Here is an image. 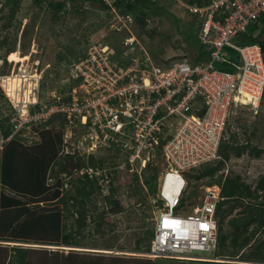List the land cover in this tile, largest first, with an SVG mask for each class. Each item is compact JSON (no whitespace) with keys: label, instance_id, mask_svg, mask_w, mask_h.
<instances>
[{"label":"built area","instance_id":"built-area-1","mask_svg":"<svg viewBox=\"0 0 264 264\" xmlns=\"http://www.w3.org/2000/svg\"><path fill=\"white\" fill-rule=\"evenodd\" d=\"M102 1L108 6V32L125 34L121 57L127 66L119 67L113 60L109 44L89 43L83 55L70 64L69 77L61 80V88L43 101L39 86L44 70L35 64L34 72H25L20 63H13L7 75L23 80L38 77L29 93L23 85L13 93H22L21 104L29 106V117H22L12 105L18 115L14 130L62 114L68 121L65 136L74 135L81 126L95 142L113 144L127 152L130 170L160 156L165 167L159 193L151 200L155 231L146 256L201 260L192 252L215 251L218 246L215 211L222 200L220 187H206L191 207L186 202L181 205L187 185L185 174L218 159L234 108L255 109L262 99L263 53L257 44L241 45L239 38L264 15V0H175L195 21L199 45L206 56L202 61L181 59L166 66L155 63L132 34L133 16L122 14L114 0ZM89 6L87 0L65 1L63 10L83 11ZM7 75H0V87L9 99L14 95L4 87ZM38 104L42 107L32 113Z\"/></svg>","mask_w":264,"mask_h":264},{"label":"rangeland","instance_id":"rangeland-1","mask_svg":"<svg viewBox=\"0 0 264 264\" xmlns=\"http://www.w3.org/2000/svg\"><path fill=\"white\" fill-rule=\"evenodd\" d=\"M48 1L42 0L40 5H36L34 0H20L19 5L15 8L13 0H0V42L6 38L5 45L0 48V74L7 75L13 69L8 58L11 53L8 55L6 53L9 48L15 49L13 52L20 56L28 55L30 57L28 64H25L27 72H34L35 64H40L38 68H43L47 64L48 69L44 71V77L39 86L40 98L43 100L51 97L55 91L61 88V80L69 77L70 64L76 60L77 55L83 54L89 43L97 40L99 42L106 38L123 53L121 47L123 36L108 32L106 27L108 16L105 11L93 8L90 10L89 8L86 11L63 10L57 14L55 9L48 5ZM153 1L172 14V18L152 16L143 25L133 23L134 25L130 26L131 32L137 37L141 46L159 66H166V64L181 59L193 60L196 58L200 43L195 21L175 0ZM95 7L98 8L99 5H95ZM13 11L15 12L14 16H12ZM135 48V53H137L138 48ZM37 80L38 77L35 79V83ZM0 89L5 96V100H0V120L7 116L6 114H10V107H8L10 105H15L19 112L18 115L29 117V106L25 108L21 104L23 102L21 101L22 93H15L14 97L8 99L4 89L1 87ZM15 100L16 103L19 101V104H16ZM173 121L176 122V120ZM59 123L58 121L52 122L48 131L42 127H29L19 135V138L26 145L36 146L43 144L45 138L43 136H48V145L58 149L57 156L61 157L67 153L78 154L81 159V170L73 172V178L86 172L91 174V169H87L86 165L90 156L101 159L104 164L100 168L106 170L105 173H109L110 178H113V189L110 191L111 188L101 184L102 191L97 192L88 205L86 225L78 232L79 234L75 233L74 218L66 212L67 210L74 211L75 202L71 201L67 204L60 202V200L66 202L68 190L73 189L68 183L65 184V175L51 176L55 172L52 169L53 161L46 167L43 165L45 169H42L43 166L34 169L26 165L23 156L22 160H17L14 163L17 173L7 177L0 172V237L2 235L4 237V239H0V264H6L12 258L11 256L15 253L13 248L30 250L26 254L25 264H140L141 261L154 262V264H189L190 262L187 261L150 259L143 251H136V242L139 239H144L148 230L155 228V210L152 211L150 203L154 196H151L149 191H143L144 197L141 202L140 197L131 195L135 188V183L132 180L136 172L137 178L140 180L138 183L141 185L144 175L149 176L150 172L143 173L138 167L130 170L125 161V152L110 150L106 144L95 142L93 135L90 136L86 130L79 132L76 129L74 135L65 136ZM81 134L85 135H82L81 138ZM91 137L93 139H90ZM229 137L239 144L248 141L264 152V94L255 110L250 106H239L233 109L223 135L224 139ZM50 138L51 140H49ZM105 146L108 149H105ZM2 155V147H0L1 170L5 166ZM150 163L155 166L159 183L165 164L160 156L154 157ZM229 173L239 175L246 184H250L254 188L258 180L264 177V154L254 157L246 152L238 158L231 156L217 173V176L222 175V179L219 181L222 183ZM29 174L38 176V182L48 186L49 191L46 194L33 196L30 193L24 194L10 188L14 177L22 180L27 179ZM187 174L190 175L189 178H187ZM195 175H197L196 171L185 174L187 185L183 199L188 207L200 200L204 189L210 182L207 176L197 180ZM56 194H59L57 198ZM4 197L7 198L3 201ZM12 200H15V203ZM113 204L120 206L121 212L112 214ZM189 209L185 210L188 212ZM239 210L240 208L235 209L224 220L223 228L226 233L232 229L228 224L229 218L238 215ZM21 213L24 215L18 218ZM45 213H49L51 216L53 213L58 214L53 216L58 219L57 221L50 220L45 223L46 230L52 229L48 226L52 222L57 225V230L54 227L45 233L43 227L27 228V218ZM102 213L104 218H109V223L97 218ZM14 216H17V219L10 228L6 229V224L9 223L2 224L3 217ZM102 222H105L101 229L103 233L100 232V225L98 226ZM26 232L29 234L28 237L37 238L40 241H21L18 236H22V233ZM66 234H71L69 240L76 244L65 246L61 237ZM262 241H264V236L261 233H256L243 250L244 254L249 255ZM26 244L30 246H24ZM214 253L215 251L193 252L192 255L212 258L208 259L210 261L198 264H258L245 262V259H241L239 255L227 260L223 257H215Z\"/></svg>","mask_w":264,"mask_h":264},{"label":"trees","instance_id":"trees-1","mask_svg":"<svg viewBox=\"0 0 264 264\" xmlns=\"http://www.w3.org/2000/svg\"><path fill=\"white\" fill-rule=\"evenodd\" d=\"M13 1H14L13 3H15L14 6L16 8L19 5L20 0H13ZM41 1L42 0H34L36 5L37 4L40 5ZM65 1H70L71 3H75L77 1L84 2L86 0H49L48 5L53 7L55 9V12L59 14L64 9ZM87 1L90 2V6H89L90 10L92 8L97 9L98 11L99 10L106 11V9H108V6L104 4L102 0H87ZM194 1L200 3V0H187V2L189 3H193ZM95 5H99V7L96 8ZM113 5L116 8H119L122 14L123 13L131 14L134 18V24L143 25V23H145L148 20V18L152 16L166 17L169 19L172 18V14H169L163 7L158 6L156 2H154L153 0H114ZM14 15L15 12L12 16ZM121 35L123 36V32L121 33ZM239 39L241 45H253V44L259 45L264 57V15L261 16L258 20L251 23L246 28L245 32L242 35H240ZM100 41L107 43L112 47L113 49L112 58L118 63L119 67L127 66L123 63V58L121 57L122 52L119 51L116 45L114 46L112 42L110 40H107L106 38ZM95 42H98V40ZM5 43H6V38H4L2 42H0L1 45L0 48H2V46L5 45ZM13 51H15V49L9 48L7 49L6 53L8 55ZM81 55H77L76 57L78 58ZM203 56L205 57L206 54H204L202 46L198 45V56L193 60H190V62L202 61ZM232 58L236 60L237 59L236 54L233 53ZM1 99L5 100V96L0 89V100ZM8 107H10L9 108L10 114L9 113L6 114L7 116H5L0 120V144H1L0 147H2V154H3L2 157L5 165L3 167V170H1L0 168V172H2V174L7 177L8 176L11 177V174L17 173L18 171L14 163L17 160L18 161L22 160L23 156L25 157L26 165L31 166L34 169H38L43 165L46 167L47 165L50 164L51 161H53L54 162L53 166L55 168L53 167L52 169H54L55 172L51 174V176L57 177L60 174H64L66 177L65 184L68 183L70 186L73 187L72 190H68L67 192L68 194L66 196L67 199L66 202L64 200H60V202L61 203L63 202L64 204L70 203L71 201L75 202L74 211L71 212L67 210L66 212H68V214L71 215L72 218H74V222L76 225L75 233H78L86 225V219L88 217V212H89L88 205L92 202L93 196L97 192L102 191L100 187L102 186L101 184L107 186V188L109 189L111 188L110 189L111 191L113 189L112 187L114 186L113 178H110L109 173H105L106 170L100 168V166L104 164L103 161H101V159H95L93 156H90L86 163L87 169L88 168L91 169V174L86 172V173H82L81 176H77L76 178H73L72 173L80 172L81 170V164H80L81 159L76 153L65 154L64 156L61 157L57 156L58 149L57 147L53 148L50 145H48L49 144V142L47 141L48 136H43L45 138L43 140V144L41 145L30 146V145H26V143L21 142L20 140L21 138H19V135L22 134L24 131H26L29 127L30 128L42 127L44 130L48 131L50 130L49 125L54 121H58L60 122L59 123L60 128H62L64 131V129L68 126V121L62 114H54L46 120H40L39 122L37 121V123H30L29 125H24L23 127H21L16 131L14 130V128H15V124L17 123L18 115L11 105ZM41 107L42 104H38L31 110V112L32 113L38 112ZM77 129L79 130V132H83L84 130L79 125L77 126ZM82 135L85 134H81V138ZM229 138L222 139L218 148V159L208 162L207 164L199 168L193 169L191 170V172H195V171L197 172V175H195V178L197 180L207 176L210 180L208 186L215 184L220 186V196L222 200L217 204L215 211V218L218 222V234H217L218 246L214 253L215 257H223L227 260H231L232 258L239 255L241 259H245V262L264 264V241L259 242V244L254 248V250L249 255L244 254L243 252V250L249 245L250 241L252 240V238L256 233H261L264 236V177H261L258 180L257 184L254 186V188H252L250 184H246L242 180V178L237 174L229 173V175L225 176L222 183L219 181V179H222V175L220 174V176H217V173L224 167V164L230 159L231 156L238 158L242 156V154L247 152L251 156L260 157V155L264 154V152L262 149L258 148L255 145L253 146L248 141L239 144L238 142L232 140V138L230 139ZM49 140H51V138ZM116 150L119 151L118 148H116ZM125 153H126L125 161H127V152ZM44 166L42 167V169H45ZM146 171L150 172V174L149 176L144 175L141 185L140 183H138L140 182V180L137 178L136 172L134 173V179L132 180L135 183L134 185L135 188L131 195L133 197L134 196L140 197L139 199L140 202L143 201L144 196L142 193L144 190L149 191V194H151V196L155 195L157 190L158 173L155 169V166L149 162L146 165V167L142 170L143 173ZM29 176L27 179L24 178L22 180H20L19 178L15 179L14 177V179L11 181L10 188L13 191L15 190L24 194L30 193L33 196H35V194L36 196L37 194L38 195L46 194L49 191L48 186L38 182L39 179L38 176L36 175L30 177ZM189 177L190 175L187 174V178ZM215 181L216 183H213ZM58 196L59 194L58 195L56 194L55 197L57 198ZM6 198L7 197H4L3 201L6 200ZM12 201L13 203H15V200ZM184 202L185 200L182 198L181 205H183ZM238 208H240L238 215L232 216L228 220V224L232 229L226 233L223 228V222L226 219V217L230 216L233 213V211ZM25 209L28 210V208ZM111 209H112L111 211L112 214H117L121 212V207L115 206L114 204ZM22 215H24V213H21L18 218H20ZM57 215L58 214L53 213V216H57ZM34 216L27 218V222H26L27 228L38 227V226L41 228L43 227L44 229L43 231H45V233L48 232V230L54 229V227H56L55 230L58 229L57 225H54L52 222V224H48V226L52 229L46 230L47 227H45V223H48L50 220L53 221L58 220L55 217L51 216V214L49 215V213H45ZM97 218L106 220L109 223V218H104L103 213L100 214L99 217ZM16 219L17 216L8 217V218L3 217L2 224L8 222L9 224H6L7 227L6 229H8L15 222ZM103 225H105V222L98 224L100 230L103 228L102 227ZM100 232L103 233L102 230ZM153 232L154 230H148L146 232L145 238L139 239L136 242V251H143L144 253L149 251L150 241L154 234ZM28 235H29L28 232H26L25 234L22 233V236H18V237L19 239H21V241H40L37 238L28 237ZM70 236L71 234H66L63 237H61L62 243L65 244V246H70V244H76V242L69 240ZM0 239H4L3 235L0 237ZM13 251L15 253L13 254V256H11L12 258L8 260L6 264H25L26 254L29 253L30 250L24 248L21 249L13 248ZM140 264H154V262L141 261ZM189 264H198V263L190 262ZM211 264H217V263H211Z\"/></svg>","mask_w":264,"mask_h":264},{"label":"bare ground","instance_id":"bare-ground-1","mask_svg":"<svg viewBox=\"0 0 264 264\" xmlns=\"http://www.w3.org/2000/svg\"><path fill=\"white\" fill-rule=\"evenodd\" d=\"M8 58H9V61L11 63H13V62L16 64L20 63L22 65L21 70H25V72H26L25 64L30 60V57L28 55L20 56V55L13 52L9 55ZM35 79H37V76H26V79L23 80V79H19V78L15 77L13 75L12 76L8 75L3 80H4V87L6 88L8 93L10 95H12L14 92L19 91L20 87H22V85L24 86V88H26L25 93H29V91L32 89V87H35V85L37 84V83H35ZM15 103H16V100H15ZM23 112H25V111H23ZM24 246H30V245L26 244ZM63 249L68 250L69 248H63ZM71 249H74V248H71ZM105 253H108V252H105ZM214 261H216V260H214Z\"/></svg>","mask_w":264,"mask_h":264},{"label":"clouds","instance_id":"clouds-1","mask_svg":"<svg viewBox=\"0 0 264 264\" xmlns=\"http://www.w3.org/2000/svg\"><path fill=\"white\" fill-rule=\"evenodd\" d=\"M118 35H121V34H118ZM11 64V63H10ZM13 64V63H12ZM28 64V63H27ZM18 64H16L15 63V66H17ZM40 65V64H39ZM39 65H38V67H39ZM48 67V65L46 64L45 66H43V68H39V69H43L44 71L46 70V69H48L47 68ZM44 71H43V73H42V77H44ZM42 80H43V78H42ZM42 80H41V82H42ZM41 84V83H40ZM249 107V106H248ZM252 109H254L253 107H251ZM255 109H257V107L255 108ZM254 109V110H255ZM109 148H110V150L111 149H115L116 150V147L113 145V144H108L107 145ZM105 149H108L106 146H105ZM119 151H123V150H120L119 149ZM124 152V151H123ZM67 154H70V153H67ZM149 163V162H148ZM147 163V164H148ZM146 164V165H147ZM146 165L144 166V167H142V168H140L139 167V165L138 166H136V167H138V168H140V171H142L145 167H146ZM159 178V177H158ZM216 185V184H215ZM161 186V179H160V181H159V183L157 182V190H156V194L155 195H153L154 197L152 198V199H154V198H156L157 197V195H158V193H159V190H160V187ZM209 187V186H208ZM220 187V186H219ZM185 189H186V187H185ZM184 192H185V190H184ZM184 192H183V194H184ZM183 198V195H182V197H181V199ZM151 199V200H152ZM151 200H150V203H151ZM152 207V206H151ZM152 211H153V208H152ZM216 219V218H215ZM217 221V220H216ZM217 225H218V222H217ZM155 231V230H154ZM154 233V232H153ZM217 234H218V227H217ZM153 237H154V234H153ZM153 237H152V239H153ZM151 239V240H152ZM151 242V241H150ZM64 247V246H63ZM69 247V246H68ZM193 252H204V251H199V250H195V251H193ZM192 252V253H193ZM209 252H211V251H209ZM146 253H148V252H146ZM145 253V254H146ZM193 257H197V258H199V259H201V260H177V259H169V260H177V261H187V262H196V263H201V262H206V261H210V260H208V259H212V258H206V257H202V256H198V255H192Z\"/></svg>","mask_w":264,"mask_h":264}]
</instances>
